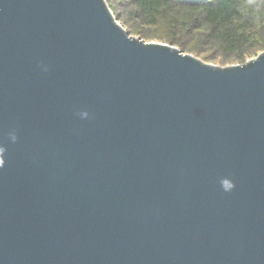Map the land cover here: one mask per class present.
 Returning a JSON list of instances; mask_svg holds the SVG:
<instances>
[{
  "label": "water",
  "instance_id": "1",
  "mask_svg": "<svg viewBox=\"0 0 264 264\" xmlns=\"http://www.w3.org/2000/svg\"><path fill=\"white\" fill-rule=\"evenodd\" d=\"M0 264H264V50L222 66L107 0H0Z\"/></svg>",
  "mask_w": 264,
  "mask_h": 264
},
{
  "label": "trees",
  "instance_id": "2",
  "mask_svg": "<svg viewBox=\"0 0 264 264\" xmlns=\"http://www.w3.org/2000/svg\"><path fill=\"white\" fill-rule=\"evenodd\" d=\"M130 34L205 62L241 64L264 50V0H107Z\"/></svg>",
  "mask_w": 264,
  "mask_h": 264
},
{
  "label": "clouds",
  "instance_id": "3",
  "mask_svg": "<svg viewBox=\"0 0 264 264\" xmlns=\"http://www.w3.org/2000/svg\"><path fill=\"white\" fill-rule=\"evenodd\" d=\"M223 187L227 191V190H230V188L232 187V185H230V184H224Z\"/></svg>",
  "mask_w": 264,
  "mask_h": 264
},
{
  "label": "rangeland",
  "instance_id": "4",
  "mask_svg": "<svg viewBox=\"0 0 264 264\" xmlns=\"http://www.w3.org/2000/svg\"><path fill=\"white\" fill-rule=\"evenodd\" d=\"M216 64H219V63H216ZM220 65V64H219Z\"/></svg>",
  "mask_w": 264,
  "mask_h": 264
}]
</instances>
